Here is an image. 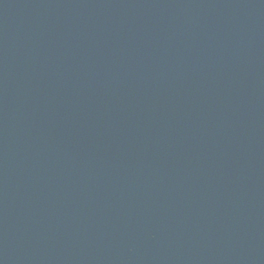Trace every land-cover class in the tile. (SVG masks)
I'll list each match as a JSON object with an SVG mask.
<instances>
[{"label": "water", "instance_id": "water-1", "mask_svg": "<svg viewBox=\"0 0 264 264\" xmlns=\"http://www.w3.org/2000/svg\"><path fill=\"white\" fill-rule=\"evenodd\" d=\"M0 264H264V0H0Z\"/></svg>", "mask_w": 264, "mask_h": 264}]
</instances>
